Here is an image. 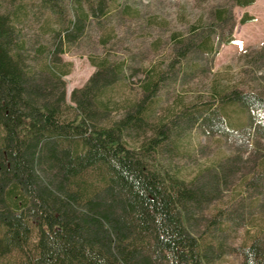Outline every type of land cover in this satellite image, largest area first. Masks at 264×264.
<instances>
[{
	"label": "trees",
	"instance_id": "1",
	"mask_svg": "<svg viewBox=\"0 0 264 264\" xmlns=\"http://www.w3.org/2000/svg\"><path fill=\"white\" fill-rule=\"evenodd\" d=\"M72 1L75 18L58 32L59 44L39 71L27 64L11 18L0 13V264L28 245L33 229L38 240L32 264H213L214 244L221 252L222 242L207 243L195 235L194 217L217 198L232 168L219 166L201 186H188L153 167L154 155L170 138L166 125L149 143L130 148L127 137L147 135L149 108L141 99L122 117L110 119L107 90L123 76L122 64L94 65L87 84L72 92L75 106L67 103V73L57 56L83 34L92 17L108 14L106 0ZM43 2L58 13L56 0ZM253 21L246 14L241 23ZM254 55L255 66L264 59V47ZM147 88L153 93L156 84ZM219 99L220 110L202 117L200 125L210 124L228 140L245 136L247 146L264 140V97L234 90ZM228 105L242 110L243 125L229 121ZM246 150L255 164L259 151ZM262 162L245 182L254 201L239 211H220L224 224L213 220L210 233L228 224L240 226L248 209L264 212ZM233 250L241 264H264V228L250 244Z\"/></svg>",
	"mask_w": 264,
	"mask_h": 264
},
{
	"label": "rangeland",
	"instance_id": "2",
	"mask_svg": "<svg viewBox=\"0 0 264 264\" xmlns=\"http://www.w3.org/2000/svg\"><path fill=\"white\" fill-rule=\"evenodd\" d=\"M56 1L58 15L43 0H0V13L11 18L27 64L36 71L49 62V53L59 44L58 32L76 15L72 0ZM239 1L245 0H106L108 14L92 17L83 34L57 56L59 67L67 73L63 76L66 100L73 107L72 92L87 84L97 70L94 65L107 61L124 66L123 76L107 90L106 99L113 107L110 119L122 117L134 102L146 100L147 135L142 132L139 139L126 140L130 148L138 142L149 143L166 125L170 138L154 155L153 167L188 186H201L217 174L219 166L232 168L217 198L194 217L195 235L207 243L213 238L222 242L221 252L214 244L213 264H241V256L233 249L250 244L264 228V212L251 209L240 226L228 224L224 231L213 233L209 228L215 219L217 226L223 223L220 211H239L254 201L245 182L264 161V140L247 146L245 136L228 140L210 124H199L202 117L217 114L223 93L239 90L264 97V59L255 66L251 63L254 52L264 47V0L250 6ZM246 14L254 21L242 24ZM150 83L156 84L153 93L147 88ZM224 112L233 126L244 124L238 106L228 105ZM248 148L259 151L255 164ZM37 240L33 229L28 245L6 256L2 264H32Z\"/></svg>",
	"mask_w": 264,
	"mask_h": 264
}]
</instances>
